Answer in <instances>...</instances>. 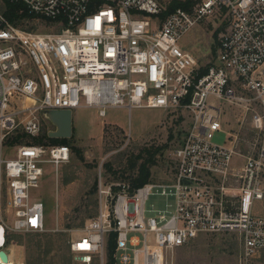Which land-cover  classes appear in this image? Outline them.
I'll list each match as a JSON object with an SVG mask.
<instances>
[{"label": "built area", "instance_id": "2783aa9c", "mask_svg": "<svg viewBox=\"0 0 264 264\" xmlns=\"http://www.w3.org/2000/svg\"><path fill=\"white\" fill-rule=\"evenodd\" d=\"M12 1L56 30L33 32L0 13V175L5 168L8 207V218L0 210V252L10 259L0 254V264H25L8 252L10 235L44 231L45 204L33 199L32 188L44 164L58 169L71 155L66 145L22 144L7 158L10 136L38 135L47 110L97 108L104 117L110 107L135 106L187 114L171 176L133 189L121 183L116 192L102 187L98 216L71 243L76 258L91 262L100 255L107 263L112 232L115 264H165L168 252L200 236L234 233L241 245L237 264L258 263L264 254V0H201L165 18L159 0ZM216 13L226 23L219 52L214 62L201 63L181 41ZM226 104L239 110L231 113ZM246 123L255 139L245 155L233 129ZM221 132L228 135L223 145L214 141ZM150 196L165 199L147 216Z\"/></svg>", "mask_w": 264, "mask_h": 264}, {"label": "rangeland", "instance_id": "374dc122", "mask_svg": "<svg viewBox=\"0 0 264 264\" xmlns=\"http://www.w3.org/2000/svg\"><path fill=\"white\" fill-rule=\"evenodd\" d=\"M159 1L165 9L175 3V0ZM8 8V1L0 0V13L20 28L38 33L56 30L54 24L39 18L15 24L7 16ZM224 18L223 13H216L198 23L184 36L182 47L192 52L201 63L214 62L226 26ZM225 106L231 113L239 110L235 105ZM186 115L181 111L135 106L132 109L110 107L102 117L97 108H77L73 110L72 137L60 138L65 142L41 139L43 131L55 128L50 121L36 136L21 132L12 134L4 151L7 158L22 144L66 145L71 151L70 159L58 169L51 163L43 165L44 175L39 186L32 188L31 194L33 199L45 204L46 226L42 232L11 233L7 250L12 259L25 264H102L100 255L94 256L91 262H84L77 259L71 250L72 241L84 236L87 225L98 216L102 187H113V192H116L118 184L129 183L125 178L138 171L136 166L131 165L134 156L150 146L164 147L159 153L157 165L151 167V180L168 179L172 173L173 150L188 131ZM229 121L233 125L235 119L230 118ZM233 133L239 135L236 143L238 152L248 154L255 139L250 124L246 123L242 129L234 126ZM17 134H26L25 142L12 144ZM227 139V133L221 132L215 135L214 141L223 145ZM106 165H110L112 170H108ZM0 180V210L8 218L5 168ZM164 199L162 196H150L146 203V215H153L150 210L162 206ZM259 210L264 214V200L259 202ZM39 241L41 249H37ZM240 251V240L234 233L205 235L168 252L165 264H237ZM256 264H264V254Z\"/></svg>", "mask_w": 264, "mask_h": 264}, {"label": "trees", "instance_id": "16d2710c", "mask_svg": "<svg viewBox=\"0 0 264 264\" xmlns=\"http://www.w3.org/2000/svg\"><path fill=\"white\" fill-rule=\"evenodd\" d=\"M7 1L9 3L7 16L15 24L24 23V21H26L27 19L40 18L39 16L30 13L22 3L15 2L12 0H7ZM197 1L198 0H188V1L175 0V3L170 8H166L162 12V18L167 17L172 11L180 7L190 10L194 6V4L197 3ZM26 137H27L26 134H17L15 137H13L11 143L12 144L23 143L25 142L24 140ZM41 139L55 143H59L64 140L60 138L50 137L48 131H43ZM163 148L164 147H159V146L144 147L137 155L134 156V162H131V165L136 166L138 168V171L134 175L125 178L127 182H129V184L131 185L132 189L136 187H140L151 180L152 178L151 167L157 165L158 156L160 155L159 153ZM106 168L107 169L109 168L108 170H112L110 165H106ZM116 236L117 235L114 232H112L109 235L107 264H115L113 254L116 248ZM41 246H42L41 241H39L37 243V249H41Z\"/></svg>", "mask_w": 264, "mask_h": 264}, {"label": "water", "instance_id": "95a60500", "mask_svg": "<svg viewBox=\"0 0 264 264\" xmlns=\"http://www.w3.org/2000/svg\"><path fill=\"white\" fill-rule=\"evenodd\" d=\"M46 118L54 125V129L49 131V136L53 138H70L73 134V111L71 109H54L44 112ZM0 254L4 261L8 260L6 251Z\"/></svg>", "mask_w": 264, "mask_h": 264}, {"label": "bare ground", "instance_id": "6f19581e", "mask_svg": "<svg viewBox=\"0 0 264 264\" xmlns=\"http://www.w3.org/2000/svg\"><path fill=\"white\" fill-rule=\"evenodd\" d=\"M10 261V259L8 258V260L6 261L7 263Z\"/></svg>", "mask_w": 264, "mask_h": 264}, {"label": "crops", "instance_id": "0c3cea01", "mask_svg": "<svg viewBox=\"0 0 264 264\" xmlns=\"http://www.w3.org/2000/svg\"><path fill=\"white\" fill-rule=\"evenodd\" d=\"M17 262V261H16Z\"/></svg>", "mask_w": 264, "mask_h": 264}]
</instances>
